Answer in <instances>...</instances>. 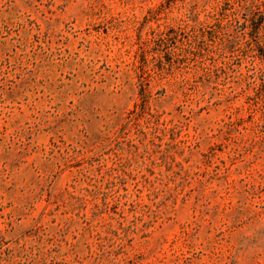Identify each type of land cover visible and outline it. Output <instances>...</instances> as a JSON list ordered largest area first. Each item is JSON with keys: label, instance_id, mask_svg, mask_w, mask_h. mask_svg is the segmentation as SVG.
I'll return each mask as SVG.
<instances>
[{"label": "rangeland", "instance_id": "rangeland-1", "mask_svg": "<svg viewBox=\"0 0 264 264\" xmlns=\"http://www.w3.org/2000/svg\"><path fill=\"white\" fill-rule=\"evenodd\" d=\"M0 264H264V0H0Z\"/></svg>", "mask_w": 264, "mask_h": 264}]
</instances>
